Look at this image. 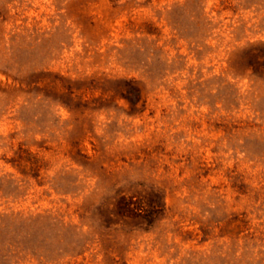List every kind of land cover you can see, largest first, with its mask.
Here are the masks:
<instances>
[{"label":"rangeland","instance_id":"rangeland-1","mask_svg":"<svg viewBox=\"0 0 264 264\" xmlns=\"http://www.w3.org/2000/svg\"><path fill=\"white\" fill-rule=\"evenodd\" d=\"M0 264H264V0H0Z\"/></svg>","mask_w":264,"mask_h":264}]
</instances>
